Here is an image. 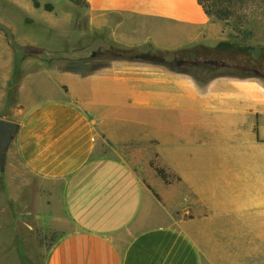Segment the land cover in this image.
Returning a JSON list of instances; mask_svg holds the SVG:
<instances>
[{
    "label": "crops",
    "instance_id": "obj_1",
    "mask_svg": "<svg viewBox=\"0 0 264 264\" xmlns=\"http://www.w3.org/2000/svg\"><path fill=\"white\" fill-rule=\"evenodd\" d=\"M85 1L0 0V118L21 125L8 158L61 185L67 223L45 264H264V76L239 75L232 29L198 0ZM63 36L68 68L17 62ZM142 134L159 142L144 163L176 176L149 173L152 190L124 157L96 154L101 135ZM221 228L262 248L225 251Z\"/></svg>",
    "mask_w": 264,
    "mask_h": 264
},
{
    "label": "rangeland",
    "instance_id": "obj_2",
    "mask_svg": "<svg viewBox=\"0 0 264 264\" xmlns=\"http://www.w3.org/2000/svg\"><path fill=\"white\" fill-rule=\"evenodd\" d=\"M226 24L232 29L231 46L237 45L239 75L264 76V11L240 24L234 20ZM238 28L240 32L237 31ZM250 31L253 32L252 36L246 34ZM55 39V45H50L52 50L30 47L28 53H25L24 50L20 51L19 47L16 51L17 62L21 63L26 59L50 61L61 68H68L71 65L69 37ZM49 40H52V37ZM92 54L85 51L81 53L84 58H90ZM103 54L100 51L95 52L97 62H89L87 69L92 71L95 65L102 63ZM233 56L231 54L232 59ZM201 70V74L207 77L214 71H221L212 67ZM16 97L17 93L10 96L9 104H14ZM101 136L96 154L124 157L141 174L146 186H150L146 179L149 173L162 178L159 170L164 171L167 176L166 182H169L168 178L175 180V174L172 171L167 173L165 168L157 163L156 157H153L149 164L144 163V156H150L153 148L159 146L156 140H150L142 134L133 137L129 145L125 146L111 141L105 135ZM60 187V183L36 177L18 162L7 159L6 171L3 176L0 173V264L46 263L48 253L65 231L62 224L67 223L62 221L65 220V215L61 210L58 191ZM217 232L225 239L224 242L227 241V244L222 245V249L230 253H241L253 250L254 247L262 248L259 243L248 244L245 241L248 238L244 228H221L217 229ZM240 263L241 260L235 261V264Z\"/></svg>",
    "mask_w": 264,
    "mask_h": 264
},
{
    "label": "trees",
    "instance_id": "obj_3",
    "mask_svg": "<svg viewBox=\"0 0 264 264\" xmlns=\"http://www.w3.org/2000/svg\"><path fill=\"white\" fill-rule=\"evenodd\" d=\"M36 7L40 6V0H33ZM72 3L87 7L88 3L85 0H70ZM200 6L203 8L208 16H213L220 21L230 23L234 20L236 23H242L251 19L256 13L264 11V0H198ZM48 10L52 9V6L47 4ZM237 31H241L239 28ZM248 36H252L253 32L246 33ZM223 46V45H222ZM249 50L253 48L247 47ZM20 82L19 72H15L11 81V87L9 90V97L16 95ZM160 176L167 181V176L164 171L159 170ZM152 190V188L149 186ZM157 198L159 196L155 194Z\"/></svg>",
    "mask_w": 264,
    "mask_h": 264
},
{
    "label": "water",
    "instance_id": "obj_4",
    "mask_svg": "<svg viewBox=\"0 0 264 264\" xmlns=\"http://www.w3.org/2000/svg\"><path fill=\"white\" fill-rule=\"evenodd\" d=\"M181 64V61L178 62ZM21 125L18 122L0 118V173L6 171L9 151L19 134Z\"/></svg>",
    "mask_w": 264,
    "mask_h": 264
}]
</instances>
